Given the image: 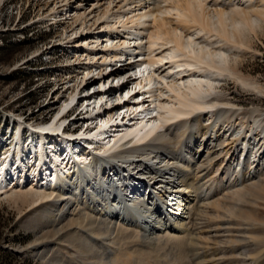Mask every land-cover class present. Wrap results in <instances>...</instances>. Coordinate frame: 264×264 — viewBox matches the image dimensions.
<instances>
[{"label":"bare ground","instance_id":"1","mask_svg":"<svg viewBox=\"0 0 264 264\" xmlns=\"http://www.w3.org/2000/svg\"><path fill=\"white\" fill-rule=\"evenodd\" d=\"M53 1L55 6H48L51 20L64 16L65 21H80L73 33L80 40L72 45L74 55L86 62L78 63L76 84L62 87L65 92L75 89L57 123L21 134L25 124L13 118L18 130L0 134V196L29 185L43 192V199L58 193L55 207L76 201L97 220L139 228L150 245L164 237L182 243V236L174 235L189 233L191 214L203 218L204 207L221 206L217 199L206 204L212 191L237 196L264 173L260 135L229 137L230 129L215 120L223 112H215L219 104L212 103L211 93L227 71L217 61L227 60L208 40L215 31L231 35L228 10L208 11V0ZM96 26L97 33L91 32ZM108 68L115 70L109 73ZM77 100V112L85 116L76 122L86 130L61 137L66 110ZM217 154L224 159L215 175ZM204 178L211 183L209 193L200 187ZM196 236L198 244L208 239Z\"/></svg>","mask_w":264,"mask_h":264},{"label":"rangeland","instance_id":"2","mask_svg":"<svg viewBox=\"0 0 264 264\" xmlns=\"http://www.w3.org/2000/svg\"><path fill=\"white\" fill-rule=\"evenodd\" d=\"M52 1L0 0V134L18 130L13 118L25 124L21 134L29 122L39 128L57 123L58 118L49 123L51 117L61 106L57 115L62 113L66 102H72L75 86L67 92L62 87L68 82L76 84L78 68L81 67L78 63L86 62V57H83L84 61L80 55H74L72 45L80 40L73 34L80 21H65L67 17L64 16L51 20L49 7L55 6ZM205 4L211 12L220 8L228 10L226 26L229 29H226L231 34L226 37L215 31L216 37L208 40L209 44L215 42L214 48L220 47L219 52L227 60V63L217 61V65L227 71L211 93L212 103L219 104L215 112H223L220 119L216 117L215 120L219 127L230 129L228 136L247 132L253 136L259 134L264 140V0H208ZM215 27L220 28L219 25ZM96 28L91 32L97 33ZM204 39L199 42L206 43ZM53 103L56 105L51 106ZM82 116L85 114L77 112L71 121L83 127V122H76ZM67 120L66 116L65 123ZM216 156L220 158L213 163L215 170L224 159V155ZM208 178L200 183L205 193L211 185L206 182ZM254 181V185L237 196L227 191H212L211 200L206 204L217 199L221 206L207 205L200 214L204 215L203 218L191 214L189 233L174 235L176 238L182 236V243L164 237L153 245L142 237L141 229L118 220H97L76 201L55 207L58 193L50 199H43V192L37 193L29 185L16 188L0 196V264H84L85 260L89 264H264V173ZM226 193L230 196L227 197ZM90 234L99 241L93 242ZM196 235L208 239L201 238L205 243L201 240L198 244ZM194 242L202 247L201 250ZM212 242L218 244L213 243L216 248ZM207 247H211L210 250Z\"/></svg>","mask_w":264,"mask_h":264}]
</instances>
